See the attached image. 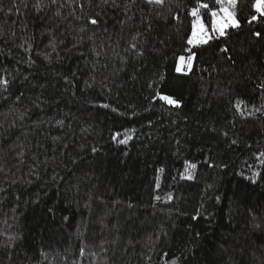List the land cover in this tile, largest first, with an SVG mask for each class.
<instances>
[{"label":"trees","instance_id":"trees-1","mask_svg":"<svg viewBox=\"0 0 264 264\" xmlns=\"http://www.w3.org/2000/svg\"><path fill=\"white\" fill-rule=\"evenodd\" d=\"M255 2L0 0V264H264Z\"/></svg>","mask_w":264,"mask_h":264},{"label":"snow or ice","instance_id":"snow-or-ice-1","mask_svg":"<svg viewBox=\"0 0 264 264\" xmlns=\"http://www.w3.org/2000/svg\"><path fill=\"white\" fill-rule=\"evenodd\" d=\"M108 0H103V3H107ZM149 4H154L158 6H163L165 0H146ZM52 3L55 4L56 0H52ZM237 3V0H216V4L219 5L218 10L209 9L208 15L211 17L210 28L206 26L204 20L201 17V9H207L208 5L205 3H198L197 7L192 9L190 15L194 17L192 20V33L187 39V43L189 45L194 44H207L209 40L215 38L218 34L219 37H223L226 35V29L231 26L233 28L239 27L238 21L235 19L234 7ZM255 11L260 15L264 16V0H256L254 4ZM222 14V15H221ZM252 20H256L257 16H252ZM89 23L92 25L98 24L96 19H90ZM81 31H85L84 28ZM256 35L259 37L261 33L257 32ZM222 52L228 51L227 49H221ZM185 58L183 56L180 57V60L183 61ZM192 56L188 57L189 64L187 65L189 68L191 67ZM179 65H177V71H179ZM8 81L2 77H0V85H3L5 88L7 87ZM159 95V94H158ZM160 99L165 101L168 105L173 107H180V102L176 101L168 96H160ZM105 107H107L105 105ZM237 110H240L239 102L236 105ZM131 135L125 133V138L120 140V144H126L129 139H131ZM115 139V137H114ZM235 143V141L233 142ZM95 151V149L93 150ZM191 168H195L196 166L193 164L190 166ZM188 169L186 168L185 171ZM257 173H253L252 182L255 183V176ZM159 199V197H157ZM81 255H83V249L81 250ZM175 264V261H173Z\"/></svg>","mask_w":264,"mask_h":264},{"label":"rangeland","instance_id":"rangeland-1","mask_svg":"<svg viewBox=\"0 0 264 264\" xmlns=\"http://www.w3.org/2000/svg\"><path fill=\"white\" fill-rule=\"evenodd\" d=\"M234 10V9H233ZM222 15V14H221ZM229 27H231V26H229ZM218 35V34H217ZM194 45H197V44H194ZM193 60V59H192ZM192 60H191V66H192ZM189 64V61H188V59H184L183 61H181V60H179V63H178V65H179V68H180V70L179 71H177L179 74H183V73H185V72H189L190 70H191V67L189 68L187 65Z\"/></svg>","mask_w":264,"mask_h":264}]
</instances>
